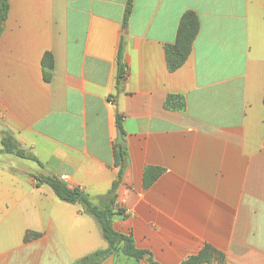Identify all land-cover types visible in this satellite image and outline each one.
Here are the masks:
<instances>
[{
	"label": "crops",
	"instance_id": "crops-1",
	"mask_svg": "<svg viewBox=\"0 0 264 264\" xmlns=\"http://www.w3.org/2000/svg\"><path fill=\"white\" fill-rule=\"evenodd\" d=\"M126 1L9 0L0 264H73L107 248L95 219L40 179L103 205L118 175L117 116L126 161L114 207L125 217L113 229L157 264H183L206 248L223 256L209 264H264V0H133L123 29ZM188 11L198 34L170 72L165 48ZM168 96L184 108H167ZM6 134L34 160L2 152ZM147 168L160 173L145 187ZM101 264L148 262L117 253Z\"/></svg>",
	"mask_w": 264,
	"mask_h": 264
},
{
	"label": "trees",
	"instance_id": "trees-1",
	"mask_svg": "<svg viewBox=\"0 0 264 264\" xmlns=\"http://www.w3.org/2000/svg\"><path fill=\"white\" fill-rule=\"evenodd\" d=\"M133 0H127L123 15V29L127 28L128 20L132 11ZM9 10V0H0V32L3 29L4 22ZM199 21L195 13L186 12L181 17L178 30L176 33L175 42L165 48L166 62L170 72H173L180 68L186 61L192 50L193 42L198 34ZM47 58L50 56L46 55L43 62V78L46 82L49 81L50 75L46 70ZM50 65V64H49ZM49 68V66H48ZM125 70L122 62V46L120 45L118 52V84L124 79ZM264 104V98H263ZM166 107L173 109H183L184 105L177 101L173 96H168L166 100ZM117 126L121 130V117L117 116ZM2 152L13 154L20 158H26L34 160V157L25 154L23 151L18 149L13 143L12 137L6 134V138L2 140ZM114 161L115 166L118 167V175L116 181L113 182L110 190L104 196V204L97 206L92 204L88 197L84 195L78 189H70L64 183L58 179L43 177L40 179L41 183L48 185L55 196L62 202L68 204H79L82 206L85 214L90 215L97 222L102 237L107 243V248L104 250H98L91 253L73 264H101L106 258L113 254H122L128 258L140 262L146 260L148 264H157L151 260L150 257L145 256L148 254L146 251L140 250L136 247L134 239L131 235L116 232L112 227V222L115 216L125 217V212L121 208H115L117 199V188L122 181L125 161H126V150L123 144H118L114 149ZM155 171V172H154ZM159 170L147 168L144 172V186H150L156 179ZM36 236V235H34ZM27 239V236H26ZM213 256H218L219 261L223 262V256L208 248L201 251L197 256L191 257L186 260L183 264H209Z\"/></svg>",
	"mask_w": 264,
	"mask_h": 264
},
{
	"label": "water",
	"instance_id": "water-1",
	"mask_svg": "<svg viewBox=\"0 0 264 264\" xmlns=\"http://www.w3.org/2000/svg\"><path fill=\"white\" fill-rule=\"evenodd\" d=\"M0 131H4V132L8 133L9 135H12V132L9 131L1 122H0ZM122 143H123L122 136H121L120 130H118L117 131L116 144H122ZM116 207H118V206L116 205Z\"/></svg>",
	"mask_w": 264,
	"mask_h": 264
},
{
	"label": "built area",
	"instance_id": "built-area-1",
	"mask_svg": "<svg viewBox=\"0 0 264 264\" xmlns=\"http://www.w3.org/2000/svg\"><path fill=\"white\" fill-rule=\"evenodd\" d=\"M65 179H66V177H62V178H61V180H65Z\"/></svg>",
	"mask_w": 264,
	"mask_h": 264
}]
</instances>
